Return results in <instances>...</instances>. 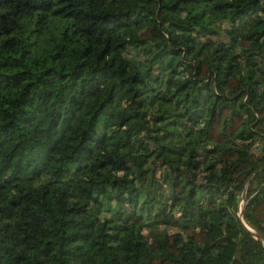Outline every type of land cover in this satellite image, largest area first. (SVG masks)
Masks as SVG:
<instances>
[{
    "label": "trees",
    "instance_id": "1",
    "mask_svg": "<svg viewBox=\"0 0 264 264\" xmlns=\"http://www.w3.org/2000/svg\"><path fill=\"white\" fill-rule=\"evenodd\" d=\"M242 221L264 0H0V264H264Z\"/></svg>",
    "mask_w": 264,
    "mask_h": 264
},
{
    "label": "water",
    "instance_id": "2",
    "mask_svg": "<svg viewBox=\"0 0 264 264\" xmlns=\"http://www.w3.org/2000/svg\"><path fill=\"white\" fill-rule=\"evenodd\" d=\"M240 198L241 200H243L244 198V190L241 192V195H240ZM242 225L245 227V229L252 234L253 237L261 240V242L263 243V246H264V238L259 235L258 233L254 232L253 230H251V228L249 226H247L243 221H242Z\"/></svg>",
    "mask_w": 264,
    "mask_h": 264
}]
</instances>
